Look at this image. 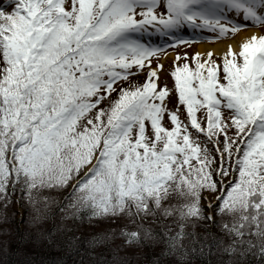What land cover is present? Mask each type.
<instances>
[{
	"label": "snow or ice",
	"instance_id": "6c2138e0",
	"mask_svg": "<svg viewBox=\"0 0 264 264\" xmlns=\"http://www.w3.org/2000/svg\"><path fill=\"white\" fill-rule=\"evenodd\" d=\"M185 28L254 30L165 69ZM17 212L57 264H264V0L0 2V224Z\"/></svg>",
	"mask_w": 264,
	"mask_h": 264
},
{
	"label": "trees",
	"instance_id": "16d2710c",
	"mask_svg": "<svg viewBox=\"0 0 264 264\" xmlns=\"http://www.w3.org/2000/svg\"><path fill=\"white\" fill-rule=\"evenodd\" d=\"M9 211H12L10 209ZM14 218L8 222L14 226ZM0 224V228L7 227L11 231L7 234L0 233V241L7 240L9 246L17 243V236L23 237L26 231H30V225L24 221V228L21 233L17 232V228H11V225ZM16 229V230H15ZM13 230H15L13 232ZM17 232V233H16ZM19 247L16 249L17 255L15 257L16 264H25L29 262L30 264H57L59 256L61 255L62 250L56 247L55 245L49 246L45 242L36 244L32 241H24L22 243L18 242ZM69 259H71L69 257Z\"/></svg>",
	"mask_w": 264,
	"mask_h": 264
},
{
	"label": "rangeland",
	"instance_id": "374dc122",
	"mask_svg": "<svg viewBox=\"0 0 264 264\" xmlns=\"http://www.w3.org/2000/svg\"><path fill=\"white\" fill-rule=\"evenodd\" d=\"M0 2H3V0H0ZM231 36V35H230ZM229 36V37H230ZM223 39V38H222ZM215 41H217V40H215ZM211 42H214V41H211ZM199 44V43H198ZM198 44H192V43H182V44H179V45H176V46H170V47H168L167 49H165V52H166V55H162L161 57H160V59H161V61L163 62V64H164V68L165 69H168L169 68V66L171 65V63H172V61H173V59H174V57H175V53L176 52H188V53H191V52H193V51H198V49H197V45ZM169 45H170V43H169ZM167 75V73L166 72H162L161 73V79L163 80L164 78H165V76ZM140 78H142V77H134V79H140ZM169 83H171V78H169ZM13 207H15V206H13ZM14 226L11 224V223H8V225H11L12 227V229L15 227V228H17V232H19V233H21L22 232V230H23V228H22V225H24V219L22 218V219H20V215H19V212H18V214L16 215V217H14ZM22 224V225H21ZM15 230H13V232L15 231ZM16 232V233H17ZM19 247V244H18V242L16 243V244H13V246H11V249H17Z\"/></svg>",
	"mask_w": 264,
	"mask_h": 264
},
{
	"label": "bare ground",
	"instance_id": "6f19581e",
	"mask_svg": "<svg viewBox=\"0 0 264 264\" xmlns=\"http://www.w3.org/2000/svg\"><path fill=\"white\" fill-rule=\"evenodd\" d=\"M252 30H254V29L250 28L247 30H242L239 32L238 35L230 36L228 38L219 39V40L214 41V42H201L197 45V49H198V51H204V50H207L208 48L213 49V51L223 50L225 44L228 42H231L233 44V47H237L238 43L240 42L241 37L245 34V31H252ZM17 214H18V212H17ZM20 219H22V218L20 217ZM22 228H24V225H22Z\"/></svg>",
	"mask_w": 264,
	"mask_h": 264
}]
</instances>
